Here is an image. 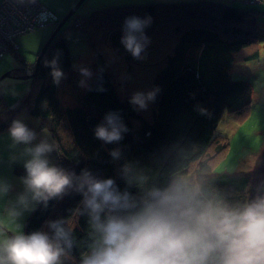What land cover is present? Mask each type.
I'll use <instances>...</instances> for the list:
<instances>
[{
    "label": "trees",
    "instance_id": "1",
    "mask_svg": "<svg viewBox=\"0 0 264 264\" xmlns=\"http://www.w3.org/2000/svg\"><path fill=\"white\" fill-rule=\"evenodd\" d=\"M147 3L112 7L83 20L86 24L80 28L81 40L98 58V66L87 68L90 77L71 68L69 40L61 35L55 38L27 98L21 108L8 110L10 118L0 122V132L10 126L18 112H26L48 127L58 152L53 160H61L66 170L79 174L89 169L137 195L138 187L128 186L120 175L125 162L139 172L145 187L162 185L174 174L186 172L195 174L229 202H243L248 199L247 189L254 190L252 196L264 183V172L260 171V176L213 173L208 162L213 146L216 157L227 147L226 137L215 134L223 113L241 117L252 102V85L234 80L232 70L245 50L249 53L241 62L260 57L259 11L211 3ZM258 5L264 15V3ZM129 16L151 17L154 22L145 29L150 43L141 59H134L120 43L123 22ZM74 23L70 24L72 28ZM159 29L166 32L160 43L162 39L156 35ZM100 48H105V54ZM56 56L64 74L58 84L53 83L50 65ZM107 57H115L129 67L116 75ZM124 72L131 75L132 82L122 88ZM153 89L158 92L154 102L148 103L147 115L129 103L133 93ZM110 111H118L128 129L116 144H105L94 136V127ZM114 148L121 150L118 160L109 155ZM16 173L23 176L25 170L18 168ZM81 199L79 193L69 191L61 199L50 200L46 207L37 205L24 222L25 234L49 231V221L65 222L73 247L62 258L63 264H80L92 239L89 219L80 214Z\"/></svg>",
    "mask_w": 264,
    "mask_h": 264
},
{
    "label": "clouds",
    "instance_id": "2",
    "mask_svg": "<svg viewBox=\"0 0 264 264\" xmlns=\"http://www.w3.org/2000/svg\"><path fill=\"white\" fill-rule=\"evenodd\" d=\"M151 17H126L120 43L134 59H141L150 43L145 29ZM53 83L64 74L58 56L50 62ZM84 77L91 71L80 68ZM158 89L135 92L129 103L145 110L154 102ZM128 131L118 111L106 113L94 127L95 138L116 144ZM8 135L19 148L25 174L9 215L15 220L37 205L47 206L69 191L82 197V210L91 228V242L80 264H264V183L243 202L232 203L211 191L195 174H174L166 183L145 187L134 166L125 162L120 175L128 186H137L139 194L121 190L112 178H100L89 169L79 174L66 170L49 159L55 145L22 120L14 119ZM35 141V143H33ZM22 146V147H20ZM113 160L121 150L109 151ZM10 185L0 179V197ZM49 231L25 234L17 225L0 229V264H63L73 247L71 231L63 220L47 222Z\"/></svg>",
    "mask_w": 264,
    "mask_h": 264
},
{
    "label": "rangeland",
    "instance_id": "3",
    "mask_svg": "<svg viewBox=\"0 0 264 264\" xmlns=\"http://www.w3.org/2000/svg\"><path fill=\"white\" fill-rule=\"evenodd\" d=\"M39 1L58 17L64 16L78 2V0ZM215 1L223 3L226 6L229 5L241 9L253 8L259 11L256 16V24L258 29L257 46L260 49V57L255 61L241 62V59L249 53L248 50L243 51L237 57L238 63H235L233 66L232 78L234 80L248 81L252 85L254 91L252 102L248 110L245 111L246 114L241 117L236 118L227 111L223 113L215 130V134L226 137L227 147L221 155L216 157L214 151L215 146H213L209 152L210 159L208 165H212L213 173H226L230 175H247L253 173L256 176H260V171L262 173L264 172V15L261 12L263 7L261 5L246 4L244 3L245 0ZM144 2L161 3L156 0H84L77 9L74 17L68 21V24L70 25L76 18L85 19L94 13L105 11L112 7L143 5L142 3ZM153 23L152 21L150 26ZM46 28L35 30L18 38L17 52L15 54L8 53L5 57L0 58V77L7 72L12 71L18 74L24 72L26 68L32 69L35 66L38 55L45 41L48 39L47 35H51L53 31L52 28H49L47 32L45 30ZM79 32L82 33L81 29L78 28H72L68 32H64V37L69 40L71 68L77 71L80 68L92 69L98 66V58L87 47L84 40L72 39ZM100 51L105 54V48H100ZM161 52L164 51L162 50ZM109 54L113 56L111 51H109ZM106 59L116 75H119L124 67H129L126 66L128 64H122L115 57H111L110 60H108V57ZM133 70L136 71L135 69ZM136 72L142 73V70ZM32 84L33 79H16L9 76L2 79L0 82V122L5 121L4 115L9 112L8 109L12 108L16 103L20 106L27 98ZM10 115L11 112H9L8 116ZM56 157H58V152ZM59 161L61 162L59 159L53 162L61 166ZM253 191L250 189L248 192L247 189L248 198Z\"/></svg>",
    "mask_w": 264,
    "mask_h": 264
},
{
    "label": "bare ground",
    "instance_id": "4",
    "mask_svg": "<svg viewBox=\"0 0 264 264\" xmlns=\"http://www.w3.org/2000/svg\"><path fill=\"white\" fill-rule=\"evenodd\" d=\"M150 3H153V2H150ZM161 3L172 5L173 2H161ZM161 3H157V4H161ZM204 3L225 5V4L220 3L218 1H215V0H183V1L176 2V4H204ZM244 3L249 4V5H258L259 3L260 4L264 3V0H245ZM135 6H139V4L135 5ZM194 7L196 10H198L196 8V6H194ZM238 9L245 10V9H241V8H238ZM48 11L53 15V17L50 16ZM70 11H71V9L64 16L58 17L53 11L46 8L39 0H0V58L5 57V55L7 53L15 54L17 52V49H18L17 40L21 36L26 35L28 33H31L35 30L45 28V27H47V29H46L47 32L49 31V28L53 29L51 35H47L48 39L47 40L45 39L46 40L45 44H44L43 48L41 49V51L38 55V58H39L40 54L45 49L44 54L42 55L38 66H37V61H38V58H37L35 66L32 69L26 68L22 75H16V73H14L12 71L7 72L9 74L8 75L9 77L14 78V77H20V76H32L33 74H35V76H36V74L38 72V68H39L41 62H43L44 56H45L50 44L52 43V41L55 38H58V36H60V35L62 38L66 39L64 37V32H68L69 30L72 29L71 25L68 24V21H70V19H72L74 17V15L77 11H75L70 16L69 20H66L63 23L61 28L56 32V34L50 40L52 34L55 32V30L58 28L59 24L62 22V20L65 18V16ZM83 20L84 19H79V18L77 19L76 18L75 23L73 25V28L80 29L82 27V25L85 26L86 22H83ZM42 23H45V24L42 27H40V24H42ZM165 34H166V32L162 31L160 29L157 31L156 35L162 39L161 41H158L159 43L163 41V37ZM72 39L81 40V33L79 32V34L74 36V38H72ZM46 45H47V47H46ZM30 70H31V72H30ZM8 76H6V77H8ZM35 76L30 77L28 79H33ZM131 82H132L131 81V75L128 74V72H124V74H122V76H121V87L125 88ZM21 106H22V103L20 104V107L16 103L9 110L14 111L18 107L21 108ZM141 112H143L145 115H147L149 111H147V109H145V110H141ZM61 167L63 168L62 165H61ZM211 171H213V169H211ZM254 175H256V174H254Z\"/></svg>",
    "mask_w": 264,
    "mask_h": 264
},
{
    "label": "crops",
    "instance_id": "5",
    "mask_svg": "<svg viewBox=\"0 0 264 264\" xmlns=\"http://www.w3.org/2000/svg\"><path fill=\"white\" fill-rule=\"evenodd\" d=\"M156 1L176 3L183 0H156ZM7 113L4 115V120L10 118L8 116L9 112ZM14 119L22 120L30 129L34 130L37 133L38 139L46 136L49 142L55 145L52 139V135L48 130V127L44 126V123H41L37 118L32 117L30 114L26 112H18V114L14 117ZM8 128L0 132V179L7 180V182L10 185V190L8 194L5 197H0V229L9 231L8 234L11 235L12 231L16 229L17 225H19L20 230L23 231L24 222L30 212H25L22 217L16 220L9 215V208L12 206V202L15 201L17 194L23 191V185L20 182V178L22 176L17 174L16 170L18 168L19 169H24V168L22 166V161L19 160L14 161L12 159V157L18 156L20 149L14 148L12 146L11 138L8 135ZM33 143H35V141ZM56 155H57V149L55 146L54 150L49 154V159L53 162L54 161L53 159L56 158Z\"/></svg>",
    "mask_w": 264,
    "mask_h": 264
},
{
    "label": "water",
    "instance_id": "6",
    "mask_svg": "<svg viewBox=\"0 0 264 264\" xmlns=\"http://www.w3.org/2000/svg\"><path fill=\"white\" fill-rule=\"evenodd\" d=\"M84 2V0H78V2L71 8V11L65 16V18L62 20V22L59 24L58 28L55 30V32L52 34L50 40L53 38V36L56 34V32L61 28V26L63 25V23L66 21V20H69L70 19V16L75 12L77 11V9L80 7V5ZM49 40V41H50ZM48 45V44H47ZM46 45V47H47ZM45 47V48H46ZM44 51L45 49L42 51V53L40 54L39 58H38V61H37V66L39 64V61L41 60V57L42 55L44 54ZM9 74L8 73H5L2 77H0V81L8 76ZM35 76V74H33L32 76H20V77H14V78H17V79H28L30 77H33Z\"/></svg>",
    "mask_w": 264,
    "mask_h": 264
},
{
    "label": "built area",
    "instance_id": "7",
    "mask_svg": "<svg viewBox=\"0 0 264 264\" xmlns=\"http://www.w3.org/2000/svg\"><path fill=\"white\" fill-rule=\"evenodd\" d=\"M48 13L50 14V16L53 17V15H52L49 11H48ZM44 24H45V23L40 24V27H42ZM1 57H2V56H1Z\"/></svg>",
    "mask_w": 264,
    "mask_h": 264
}]
</instances>
